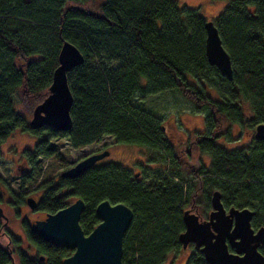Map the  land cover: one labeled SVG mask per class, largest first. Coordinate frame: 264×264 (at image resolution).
Instances as JSON below:
<instances>
[{"label":"trees","instance_id":"trees-1","mask_svg":"<svg viewBox=\"0 0 264 264\" xmlns=\"http://www.w3.org/2000/svg\"><path fill=\"white\" fill-rule=\"evenodd\" d=\"M91 1L0 0V156L1 144L21 127L44 134L24 151L32 169L40 157L55 155L53 138L79 148L105 135L145 148L155 166H143L149 173L144 178L113 161H98L74 178L60 174L41 184L38 208L52 213L82 198L80 224L88 234L99 223V202L127 204L134 216L123 238V264H164L178 253L184 210L203 204L207 211L214 190H220L225 207L253 210V227L264 225V141L252 138L233 149L215 141L231 139L227 122L254 130L264 123V0H227L213 19L231 58V79L208 62L207 19L198 8L177 0H105L95 9ZM64 40L84 56L67 72L72 127L32 129L15 101L38 104L48 95ZM187 74L202 86L189 82ZM205 84L219 98L209 95ZM172 88L197 109L208 110L204 131L189 136L188 147L179 150L167 138L161 117L142 105L147 96ZM201 155L209 156L208 165ZM23 226L35 255L22 250L0 220V264H12L15 249L20 264H62L71 254L33 233L26 220ZM3 234L9 248L1 242ZM190 246L186 264H209ZM259 249L264 254V245Z\"/></svg>","mask_w":264,"mask_h":264},{"label":"water","instance_id":"water-1","mask_svg":"<svg viewBox=\"0 0 264 264\" xmlns=\"http://www.w3.org/2000/svg\"><path fill=\"white\" fill-rule=\"evenodd\" d=\"M205 27L208 62L231 79V58L222 44L218 28L213 20H207ZM83 60L84 56L79 48L64 40L58 55L59 63L53 71L49 93L35 105L28 123L30 128L50 126L67 131L72 127L70 108L73 95L67 72ZM253 138L264 141V123L256 125ZM107 155V149L91 153L65 169L61 176L77 177ZM26 203L32 209L38 205L32 196L26 198ZM211 204L208 219H202L192 206L184 210L185 229L179 235L183 248L193 243L209 264H264V254L259 249L264 245V225L257 230L252 227L254 211L248 207L226 208L220 190L213 191ZM85 208V201L77 198L56 212L46 213L44 218L31 220L29 229L55 246L72 250L62 260V264H123V238L134 216L131 207L122 202L112 204L109 200H102L95 208L99 223L88 234H85L80 224ZM0 218L5 222L8 220L1 205ZM12 264H16L14 259Z\"/></svg>","mask_w":264,"mask_h":264},{"label":"rangeland","instance_id":"rangeland-1","mask_svg":"<svg viewBox=\"0 0 264 264\" xmlns=\"http://www.w3.org/2000/svg\"><path fill=\"white\" fill-rule=\"evenodd\" d=\"M105 0H93L89 5L98 9ZM179 5L196 7L200 13L207 19L213 20L227 4V0H177ZM187 80L197 86H202L195 80L191 74H187ZM206 92L213 98H219L215 88L205 84ZM37 102L32 99L15 101L16 110L21 113L27 122L32 117V112ZM142 105L151 110L157 116H160L165 126V132L169 141L177 150L188 147L189 136L196 132H202L205 129V117L207 108L197 109L188 97L179 89L172 88L152 94L143 100ZM231 125V139L221 136L215 141L226 149H233L248 144L254 134L252 128H242L236 123H226ZM44 134H35L21 127H17L11 135L1 144L0 156V182L2 186L10 190V194H5V199L10 197L12 200L19 201L15 206L5 200L4 212L8 217L7 227L15 238L19 239V247L27 252L31 257L36 253L34 247L28 243L23 221L29 223L31 220L44 218L46 212L40 208H30L26 203L28 196H33L40 200L43 190L40 188L43 182L47 180L56 181L58 176L72 166L74 163L83 159L85 156L100 152L104 149L109 151L99 162H118L125 167H129L132 172L140 178H144V165L154 167L155 163L149 162V155L145 148L133 144H124L114 141L111 135H105L100 140L75 148L71 146L66 138H53L50 144L56 148V153L52 157H40L35 168L27 162L24 151L27 148H33L35 143ZM204 162L208 165L210 158L208 155H201ZM188 166V165H187ZM191 169V165L188 166ZM23 183V187L21 186ZM190 183V182H189ZM24 192V193H23ZM21 195L20 197H15ZM73 202V201H72ZM196 211V209H194ZM198 213L204 215L207 213L203 204L197 205ZM3 245L8 243L6 236L1 237ZM12 246V244H11ZM193 251L191 246L182 248L178 253H171L164 264H186L187 259ZM72 253V250H71ZM14 260L19 263L17 250L14 252Z\"/></svg>","mask_w":264,"mask_h":264},{"label":"flooded vegetation","instance_id":"flooded-vegetation-1","mask_svg":"<svg viewBox=\"0 0 264 264\" xmlns=\"http://www.w3.org/2000/svg\"><path fill=\"white\" fill-rule=\"evenodd\" d=\"M5 194H10V190L9 189H6V188H4L3 186H2V184H1V182H0V205L3 207V209H4V204H5V200L7 201V202H10V203H12L13 204V202H14V200H12L10 197H7L6 199H5ZM11 195V194H10ZM29 197V196H28ZM33 197V196H32ZM36 199V198H35ZM37 200V199H36ZM37 202H38V204H39V200H37ZM14 205V204H13ZM15 206V205H14ZM37 207H38V205H37ZM36 207V208H37ZM227 208V207H226ZM212 209V204L210 205V207L209 208H207V214L206 215H202V214H200L199 213V215H200V217L202 218V219H208V216H209V212H210V210ZM197 211V213H198V210H196ZM46 215V214H45ZM253 217H254V215H253ZM253 219V218H252ZM0 220H1V222H2V224H3V227L8 231V232H10L9 231V229H8V227H7V221L5 222V220L4 219H2V218H0ZM28 225H29V223H28ZM251 225H252V220H251ZM253 227V226H252ZM255 230H257V228L258 227H253ZM2 236H6L5 234H3ZM1 236V237H2ZM7 237V236H6ZM8 242H10V240H9V238H8ZM191 244H193V243H191ZM191 244H189L188 246H190ZM5 246H9V243H7ZM261 246H263V245H261ZM260 246V247H261Z\"/></svg>","mask_w":264,"mask_h":264},{"label":"bare ground","instance_id":"bare-ground-1","mask_svg":"<svg viewBox=\"0 0 264 264\" xmlns=\"http://www.w3.org/2000/svg\"><path fill=\"white\" fill-rule=\"evenodd\" d=\"M31 119V118H30ZM30 121V120H29ZM27 123H29V122H27Z\"/></svg>","mask_w":264,"mask_h":264}]
</instances>
